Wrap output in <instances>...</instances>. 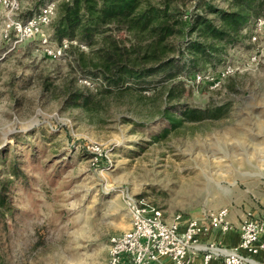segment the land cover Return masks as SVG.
Wrapping results in <instances>:
<instances>
[{
    "label": "rangeland",
    "instance_id": "obj_1",
    "mask_svg": "<svg viewBox=\"0 0 264 264\" xmlns=\"http://www.w3.org/2000/svg\"><path fill=\"white\" fill-rule=\"evenodd\" d=\"M17 1L21 17L32 0ZM254 50L258 63L243 69ZM224 60L240 69L216 87L179 76L170 97L151 87L94 109L65 107L67 88L84 77L70 54L49 59L35 41L9 48L0 35V184L10 199L0 211V264H107L109 237L130 225L127 193L165 216L264 207V33ZM187 106L224 108L175 126L161 114L182 118ZM89 143L109 162L93 164Z\"/></svg>",
    "mask_w": 264,
    "mask_h": 264
},
{
    "label": "trees",
    "instance_id": "obj_2",
    "mask_svg": "<svg viewBox=\"0 0 264 264\" xmlns=\"http://www.w3.org/2000/svg\"><path fill=\"white\" fill-rule=\"evenodd\" d=\"M45 1L32 0L20 18L37 13ZM182 1L59 0L50 24L52 37L86 45L83 50L70 44L66 52L73 68L100 83L94 90L73 82L63 105L94 109L108 96L151 87L166 97L176 95L184 81L179 76L192 79L197 72L223 65L228 49L250 38L255 19L264 18V0H190L189 6ZM223 108L187 106L177 118L165 107L161 114L175 126L182 119L220 116ZM6 186L0 184V211L10 203Z\"/></svg>",
    "mask_w": 264,
    "mask_h": 264
},
{
    "label": "built area",
    "instance_id": "obj_3",
    "mask_svg": "<svg viewBox=\"0 0 264 264\" xmlns=\"http://www.w3.org/2000/svg\"><path fill=\"white\" fill-rule=\"evenodd\" d=\"M59 0H46L38 12L28 18L14 15L19 9L17 0H0V12H3L1 37L9 48L35 41L43 55L50 59H60L66 54L70 44H76L87 50L84 44L75 39L62 38L58 43L52 39L50 24L56 12ZM264 33V18L257 17L250 34L255 42ZM259 61V53L254 50L243 69L254 67ZM233 63L225 62L215 71L197 72L190 81L208 82L216 87L221 80L233 71L240 69ZM82 84L92 88L89 77L80 79ZM93 164L107 160V152L98 143L86 144ZM126 210L130 227L111 235L108 244L107 264H120L127 258L130 264H190L191 255L204 249L203 263L208 264L213 257L223 254V264H264V207L246 210L239 224V242L226 250L212 241L202 242L212 230L225 233L233 228L228 219V208L220 207L208 211L200 217L174 212L165 216L164 211L154 206L143 196L126 194Z\"/></svg>",
    "mask_w": 264,
    "mask_h": 264
},
{
    "label": "crops",
    "instance_id": "obj_4",
    "mask_svg": "<svg viewBox=\"0 0 264 264\" xmlns=\"http://www.w3.org/2000/svg\"><path fill=\"white\" fill-rule=\"evenodd\" d=\"M225 207V206H223ZM228 208V207H227ZM246 210L239 212L232 211L231 208H228V219L233 224V228L225 233H221L218 230H212L208 236L202 239V242L205 243L206 241H212L219 247H222L226 250H229L236 246L239 242V224L241 219L244 216ZM200 217V216H198ZM130 225L128 226V228ZM205 250L199 249L195 253L191 255V262L190 264H202L203 263V254ZM120 264H130L127 258H123ZM208 264H223V254L217 255L210 259Z\"/></svg>",
    "mask_w": 264,
    "mask_h": 264
}]
</instances>
